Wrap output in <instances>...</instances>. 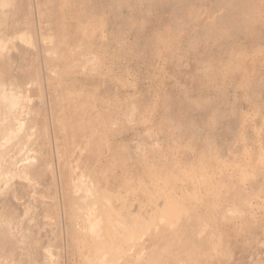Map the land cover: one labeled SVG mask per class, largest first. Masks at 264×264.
<instances>
[{
    "label": "rangeland",
    "instance_id": "374dc122",
    "mask_svg": "<svg viewBox=\"0 0 264 264\" xmlns=\"http://www.w3.org/2000/svg\"><path fill=\"white\" fill-rule=\"evenodd\" d=\"M0 264H264V0H0Z\"/></svg>",
    "mask_w": 264,
    "mask_h": 264
}]
</instances>
